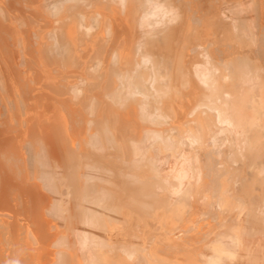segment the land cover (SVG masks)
Returning a JSON list of instances; mask_svg holds the SVG:
<instances>
[{
    "label": "bare ground",
    "instance_id": "1",
    "mask_svg": "<svg viewBox=\"0 0 264 264\" xmlns=\"http://www.w3.org/2000/svg\"><path fill=\"white\" fill-rule=\"evenodd\" d=\"M0 264H264V0H0Z\"/></svg>",
    "mask_w": 264,
    "mask_h": 264
}]
</instances>
